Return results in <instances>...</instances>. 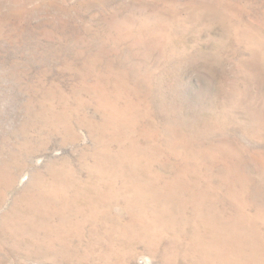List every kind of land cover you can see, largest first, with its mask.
Listing matches in <instances>:
<instances>
[{
    "label": "rangeland",
    "instance_id": "1",
    "mask_svg": "<svg viewBox=\"0 0 264 264\" xmlns=\"http://www.w3.org/2000/svg\"><path fill=\"white\" fill-rule=\"evenodd\" d=\"M0 264H264V0H0Z\"/></svg>",
    "mask_w": 264,
    "mask_h": 264
}]
</instances>
